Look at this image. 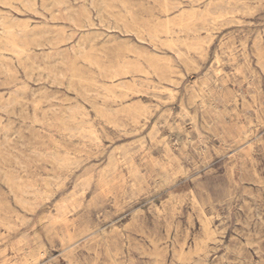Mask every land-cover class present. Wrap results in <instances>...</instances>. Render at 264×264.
Returning <instances> with one entry per match:
<instances>
[{"label":"rangeland","instance_id":"rangeland-1","mask_svg":"<svg viewBox=\"0 0 264 264\" xmlns=\"http://www.w3.org/2000/svg\"><path fill=\"white\" fill-rule=\"evenodd\" d=\"M0 264H264V0H0Z\"/></svg>","mask_w":264,"mask_h":264},{"label":"bare ground","instance_id":"bare-ground-1","mask_svg":"<svg viewBox=\"0 0 264 264\" xmlns=\"http://www.w3.org/2000/svg\"><path fill=\"white\" fill-rule=\"evenodd\" d=\"M211 26V25H210ZM160 40V39H159ZM169 44V43H168ZM187 48V47H186ZM21 50V49H20ZM46 60V59H45ZM109 91V90H108ZM115 95V94H114ZM18 104V103H17ZM68 132V131H67ZM83 155V154H82ZM69 163V162H68ZM70 164V163H69ZM74 166V165H73Z\"/></svg>","mask_w":264,"mask_h":264}]
</instances>
